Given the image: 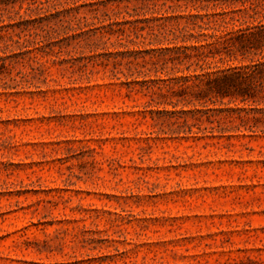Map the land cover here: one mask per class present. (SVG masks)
Here are the masks:
<instances>
[{
  "label": "rangeland",
  "instance_id": "rangeland-1",
  "mask_svg": "<svg viewBox=\"0 0 264 264\" xmlns=\"http://www.w3.org/2000/svg\"><path fill=\"white\" fill-rule=\"evenodd\" d=\"M222 1L228 29L264 24V0ZM146 4L0 0V264H264V136L158 137L123 75L74 60L148 49L89 31L168 9Z\"/></svg>",
  "mask_w": 264,
  "mask_h": 264
},
{
  "label": "trees",
  "instance_id": "trees-1",
  "mask_svg": "<svg viewBox=\"0 0 264 264\" xmlns=\"http://www.w3.org/2000/svg\"><path fill=\"white\" fill-rule=\"evenodd\" d=\"M144 1H148L145 6L150 11L168 9L158 17L111 23L89 31L149 39V48L74 59L81 62L80 68L111 66L114 77L123 75L129 93L148 98L144 117L148 113L161 127L158 137L231 141L264 136V24L228 29L245 19L228 18L229 13L223 10L216 12L222 0ZM182 1L187 2L185 6L191 4L196 13L183 14V6L178 4ZM210 9L215 12L209 13ZM32 22L22 21L14 27L24 26L21 32L28 31L37 45L43 44L37 41L43 28L35 27L32 32ZM2 32L0 36H4ZM238 56L242 58L238 65L212 66L226 59L237 61ZM0 63L5 65V59L0 57Z\"/></svg>",
  "mask_w": 264,
  "mask_h": 264
}]
</instances>
